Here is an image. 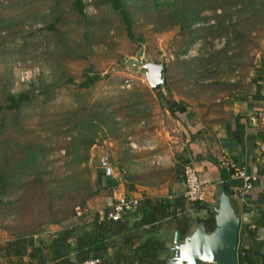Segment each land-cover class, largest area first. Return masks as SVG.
<instances>
[{
    "label": "rangeland",
    "instance_id": "374dc122",
    "mask_svg": "<svg viewBox=\"0 0 264 264\" xmlns=\"http://www.w3.org/2000/svg\"><path fill=\"white\" fill-rule=\"evenodd\" d=\"M82 2L85 21L70 12L71 0H0V103L7 94L35 91V100L19 114L0 115V147L8 143L9 167L16 165L14 160L23 161L26 146L42 147L46 154L39 159V172L3 196L2 253L16 236L33 233L36 242L45 243L52 226H79L95 212H105L113 188L104 181L99 184L98 159L118 158L129 135L139 142L167 144V134L176 133L171 116L179 117L182 106L174 105L172 114L169 102L184 98L191 108L208 102L209 96L223 91V80L244 77L255 54L264 50V20L252 26L246 20L249 12L238 20L239 5L220 0H127L135 39L131 40L116 15L97 7L95 0ZM163 2H179L199 16L191 27L197 40L183 56L178 53L189 32L166 26ZM259 3L264 12V0ZM56 14L61 21L51 31L47 25ZM232 25L244 34L239 58H232L240 52L231 41ZM140 56L154 63L165 56L168 86L160 90L161 96L135 71L133 63ZM88 74L99 80L90 89L81 88ZM2 167L0 163V171ZM185 206L191 209L186 202ZM77 208L88 209V214L52 224ZM168 244L172 248L171 238ZM0 264L15 260L0 259Z\"/></svg>",
    "mask_w": 264,
    "mask_h": 264
},
{
    "label": "trees",
    "instance_id": "16d2710c",
    "mask_svg": "<svg viewBox=\"0 0 264 264\" xmlns=\"http://www.w3.org/2000/svg\"><path fill=\"white\" fill-rule=\"evenodd\" d=\"M220 1H222L221 4L240 6V10L237 11L238 20H241L244 13L248 12L250 14L246 20L247 22L251 21L252 26L256 24L257 20H264V12H260L262 7L259 0ZM95 3L98 5L97 7L104 8L109 13L116 15L124 27L126 36L135 40L132 31L133 20L127 8V0H95ZM161 5L166 8L163 22H166L167 27L178 26L180 27L179 31L189 32L178 53L183 56L197 40L195 31L191 27L199 20V16L188 9H183V5L179 2H163ZM70 12L83 21L88 18L84 12L82 0H71ZM60 21L61 16L59 14L54 15V18L47 25L48 29L56 31V26ZM231 27L233 29L231 41L240 51L233 54L232 58H239L242 55L240 49H242L244 34L238 32L235 25ZM183 34L181 33V35ZM88 35L89 33L86 31L85 37L87 39ZM227 44L230 46V40ZM98 80V76L88 74L79 86L90 89ZM156 93L157 96H161L160 91ZM33 96H35V91L30 92L28 90L18 94H7L4 103H0V115L6 113L19 114L23 107L35 100ZM169 103L172 111L173 105L176 104ZM1 123L0 130L4 127ZM14 123L19 125L17 120H14ZM108 129L110 130L112 127ZM26 147L23 150V161L14 160L16 165L13 167H9L7 164L9 158L12 159L8 143L5 142L4 148L0 147V159L2 161L0 163L3 165L0 171V206L4 202L3 196L10 195L11 188H19L27 176L40 171L41 162L39 159L46 155L42 151V147L33 150L29 146ZM116 168L119 173L122 171L120 165L117 164ZM97 178L99 184L101 181H107L106 184L108 185L109 180L103 179L100 172H98ZM221 178V184L226 193L231 196L228 174L223 171ZM190 208L197 211L205 209L207 217L191 219L185 212L183 197L179 198L176 203H172L166 198L154 200L143 198L136 207L126 209L119 221H112L107 218V213L110 210L108 207L102 214L95 212L91 215L87 223L79 226L70 224L61 227L45 243L36 242L33 233L16 236L8 240L2 247L3 253L0 259H14L15 264H83L91 260H98L97 264H164V259L170 250L168 240L170 238L172 240L174 231L177 230L180 238H183L190 233L193 223H203L208 231L213 229L214 220L210 206L191 205ZM71 216L75 217L74 210L70 214L64 212L60 220H54L52 224L64 223L63 221ZM237 261L238 264H264V243L256 244L255 248H244L238 245Z\"/></svg>",
    "mask_w": 264,
    "mask_h": 264
},
{
    "label": "crops",
    "instance_id": "0c3cea01",
    "mask_svg": "<svg viewBox=\"0 0 264 264\" xmlns=\"http://www.w3.org/2000/svg\"><path fill=\"white\" fill-rule=\"evenodd\" d=\"M222 83H226L223 91L192 108L184 98L171 101L182 106L179 117L171 111L176 133L167 134V144L139 142L131 135L126 138L124 152L114 161L109 157L115 175L108 179L113 191L107 207L121 196L138 202L143 198H166L176 203L184 190L185 165L198 170L202 182L215 196L224 171L220 166L223 157L245 168L250 175L264 172V50L255 54L254 63L244 77L233 75ZM117 164L122 167L120 173ZM228 182L233 208L240 220L238 245L255 248L256 244L264 243V182H255L253 189L243 197H233L241 188V181ZM187 211L193 220L207 217L206 212L186 210L185 206ZM196 225L192 224L190 232ZM60 228L52 226L49 239Z\"/></svg>",
    "mask_w": 264,
    "mask_h": 264
},
{
    "label": "water",
    "instance_id": "95a60500",
    "mask_svg": "<svg viewBox=\"0 0 264 264\" xmlns=\"http://www.w3.org/2000/svg\"><path fill=\"white\" fill-rule=\"evenodd\" d=\"M135 71L141 73L151 92L168 86V62L162 56L160 63L140 56L133 63ZM214 226L208 231L203 223L180 238L173 233L172 255L165 257L164 264H238L237 246L240 220L237 217L231 197L221 184L211 207Z\"/></svg>",
    "mask_w": 264,
    "mask_h": 264
},
{
    "label": "built area",
    "instance_id": "2783aa9c",
    "mask_svg": "<svg viewBox=\"0 0 264 264\" xmlns=\"http://www.w3.org/2000/svg\"><path fill=\"white\" fill-rule=\"evenodd\" d=\"M264 95V92H263ZM221 168L228 174L229 180H239L242 183L240 189L235 191L233 197H243L247 195L254 186V183L261 180L264 182V172L261 174L250 175L246 172L245 168L238 167L231 159L223 157L220 161ZM98 172L101 173L103 179L113 178L115 173L107 157H100L97 161ZM182 180L184 190L182 197L187 204L196 205L198 207L203 205H211L215 202V193L212 190H207L199 180L197 170L192 165H185L182 173ZM231 197V196H230ZM137 200L128 199L121 196L116 200V203L110 207L107 213V218L112 221H119L126 209L136 207ZM201 212H206L205 209H200ZM76 216L87 215L88 209L77 208ZM2 251L0 249V255ZM98 260L87 261L83 264H97Z\"/></svg>",
    "mask_w": 264,
    "mask_h": 264
}]
</instances>
